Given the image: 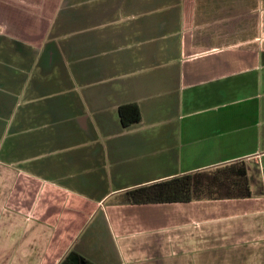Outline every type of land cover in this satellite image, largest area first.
Returning <instances> with one entry per match:
<instances>
[{"label":"crops","instance_id":"obj_1","mask_svg":"<svg viewBox=\"0 0 264 264\" xmlns=\"http://www.w3.org/2000/svg\"><path fill=\"white\" fill-rule=\"evenodd\" d=\"M0 60V264H264V0H0ZM237 160L250 197L129 201Z\"/></svg>","mask_w":264,"mask_h":264},{"label":"trees","instance_id":"obj_2","mask_svg":"<svg viewBox=\"0 0 264 264\" xmlns=\"http://www.w3.org/2000/svg\"><path fill=\"white\" fill-rule=\"evenodd\" d=\"M124 127L142 119L138 105L119 106ZM133 204L190 202L201 199L247 198L251 196L248 170L244 160H237L206 170L178 175L151 185L136 187L127 192ZM59 264H69L62 261ZM82 264H94L84 260Z\"/></svg>","mask_w":264,"mask_h":264},{"label":"rangeland","instance_id":"obj_3","mask_svg":"<svg viewBox=\"0 0 264 264\" xmlns=\"http://www.w3.org/2000/svg\"><path fill=\"white\" fill-rule=\"evenodd\" d=\"M11 62L14 65L16 64L15 59H12ZM3 64H4V61L0 60V104L4 108V107H8L10 102L13 101V98H11L10 93L15 94L18 86L16 84H14L16 81V78L13 76H16V75L10 74V73L2 70ZM146 77H149V76L146 74ZM133 80H135V79H133ZM172 98L174 99L173 103H169V102L164 103V99L162 98V111H164V109H166V111H168L169 113L175 114L176 117H179V115H181L182 112L177 114L176 110H175V106L177 104H180L179 103V95L176 94V95L172 96ZM1 106H0V108H1ZM194 107L196 108V104L194 105ZM3 108H2V112H6L5 110H3ZM2 123L8 124V122H6V121H1L0 122V131L8 128V127L3 128ZM114 187H116V186H114Z\"/></svg>","mask_w":264,"mask_h":264}]
</instances>
